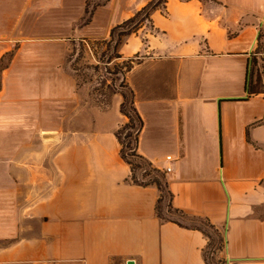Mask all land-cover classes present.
Returning a JSON list of instances; mask_svg holds the SVG:
<instances>
[{"label":"crops","instance_id":"0c3cea01","mask_svg":"<svg viewBox=\"0 0 264 264\" xmlns=\"http://www.w3.org/2000/svg\"><path fill=\"white\" fill-rule=\"evenodd\" d=\"M64 1L0 0V264H207L205 234L163 221L159 189L131 180L116 136L126 123L122 93L99 106L66 64ZM149 1L99 5L78 37L107 40ZM216 1L168 0L152 16L156 32L130 36L119 59L138 58L125 74L146 123L138 151L166 174L173 207L222 232L226 264H264V92H246L253 56L264 61L255 52L264 42V0ZM34 9L51 18L45 24L56 36H25L20 24ZM40 44L53 59L34 75ZM66 72L85 98L68 129ZM36 107L50 127H4Z\"/></svg>","mask_w":264,"mask_h":264},{"label":"rangeland","instance_id":"374dc122","mask_svg":"<svg viewBox=\"0 0 264 264\" xmlns=\"http://www.w3.org/2000/svg\"><path fill=\"white\" fill-rule=\"evenodd\" d=\"M38 0H34V7H36ZM62 2V0H58ZM109 0H65V10L61 11L58 15L60 20L63 22L69 21L65 26L66 37L63 40L64 45L66 47V64L72 68L74 73L78 76L79 83L83 85L87 83L90 85L91 92L93 94L94 101L99 106L107 107L109 106L111 100L114 97L116 92L127 93L128 94V86L125 82V74L127 70L132 66L133 62H137L138 58H134L129 61H121L119 59V47L115 49V42L110 43L111 38L105 39H80L78 36V32L83 28L87 27L93 18L94 11L99 5L106 3ZM206 3L214 4L211 0H203ZM81 3L83 5L84 13L80 18L78 12L80 8L77 6ZM47 18V17H46ZM42 17V15L35 11L31 19L26 24H20V28L24 31L25 36L28 37H51L56 36L55 33L51 32L49 29V24H45L48 21H51V18L47 19ZM78 20L73 24L74 30L73 33L68 28H70V22L72 19ZM80 18V19H79ZM108 19V12H102L99 15V20L103 22ZM23 23V22H22ZM103 24V23H102ZM100 23L96 24V28L100 29L102 25ZM71 26V30L73 29ZM104 26V24H103ZM145 32L154 33L149 27L143 28ZM71 34V35H70ZM70 35V36H69ZM50 47V46H47ZM256 53H264V42L260 43L258 48L255 51ZM263 58V57H262ZM52 56L48 54V51L45 50V45H37V49H34L31 57V67L33 68L32 73L34 75H40L43 71V66L52 60ZM260 57L257 55L253 56V64L252 69L253 72L257 75L259 73L263 79V87L261 89L264 91V61L260 60ZM2 63L0 65V70L3 67ZM67 70V68H66ZM69 71V69L67 70ZM64 80V90L66 93V101H65V114H64V127L66 129L72 127V122L74 121V110L77 104L81 105V111H83L85 106V98L82 92V86L79 88H75L74 82H70L74 77H70L67 75ZM39 81H34L31 89L28 90V95L33 99L35 96L39 97ZM79 96L76 98V96ZM108 108V107H107ZM36 110L33 111V117L30 119H18L16 121H5V128L12 124L16 123V127H25L31 133H36L41 128L50 127L49 124L39 118L40 108L36 107ZM125 117V116H124ZM126 118V117H125ZM114 121V120H113ZM126 118V123H127ZM125 123V124H126ZM124 125V124H123ZM122 125V126H123ZM121 126V127H122ZM146 127V123H144ZM3 127V125H2ZM120 127V128H121ZM119 128V129H120ZM144 130V129H143ZM169 152L159 153V156L166 157ZM172 156H167L168 159ZM186 221V220H183ZM216 258V257H215ZM222 258V255H218L215 259L216 262Z\"/></svg>","mask_w":264,"mask_h":264},{"label":"trees","instance_id":"16d2710c","mask_svg":"<svg viewBox=\"0 0 264 264\" xmlns=\"http://www.w3.org/2000/svg\"><path fill=\"white\" fill-rule=\"evenodd\" d=\"M191 1V0H183ZM203 1V0H201ZM216 3V0H211ZM168 0H150L149 3L129 20L114 27L110 35V43L115 42L118 49L133 34L138 33L142 28L149 27L156 32L152 16L154 12L167 10ZM3 62L1 61L0 65ZM133 64V62H131ZM253 64V60L252 63ZM132 66L127 71H130ZM263 79L251 68L248 70L246 83L247 99L263 93L261 89ZM121 113L127 118L124 124L116 133L121 145V157L131 168V180L140 186H156L160 191V197L156 206L157 215L163 221L177 223L181 226L201 230L208 238V246L205 250L207 264H226L224 257L216 262L218 255H222L225 248V238L208 219L190 217L183 211L175 209L172 205L173 194L169 190L166 174L155 168L153 164L139 151L140 136L144 129V120L135 104L134 92L128 88V94L123 93ZM186 220V221H183ZM216 257V258H215Z\"/></svg>","mask_w":264,"mask_h":264},{"label":"built area","instance_id":"2783aa9c","mask_svg":"<svg viewBox=\"0 0 264 264\" xmlns=\"http://www.w3.org/2000/svg\"><path fill=\"white\" fill-rule=\"evenodd\" d=\"M251 67H252V66H251ZM168 160L170 161V160H172V158H171V157H169V158H168ZM171 171H172V169H171V168H168V169H167V172H168V173H170Z\"/></svg>","mask_w":264,"mask_h":264},{"label":"water","instance_id":"95a60500","mask_svg":"<svg viewBox=\"0 0 264 264\" xmlns=\"http://www.w3.org/2000/svg\"><path fill=\"white\" fill-rule=\"evenodd\" d=\"M127 264H135L133 261L128 262Z\"/></svg>","mask_w":264,"mask_h":264}]
</instances>
